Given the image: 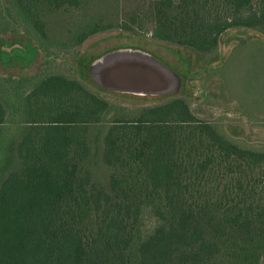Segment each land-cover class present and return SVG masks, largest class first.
<instances>
[{"label": "trees", "instance_id": "obj_1", "mask_svg": "<svg viewBox=\"0 0 264 264\" xmlns=\"http://www.w3.org/2000/svg\"><path fill=\"white\" fill-rule=\"evenodd\" d=\"M108 1L123 0H14L0 35L52 54L147 33L214 62L228 31L264 33V0H144L125 20L97 12ZM29 81L0 76V264H264V150L185 97L130 110L80 79Z\"/></svg>", "mask_w": 264, "mask_h": 264}, {"label": "rangeland", "instance_id": "obj_2", "mask_svg": "<svg viewBox=\"0 0 264 264\" xmlns=\"http://www.w3.org/2000/svg\"><path fill=\"white\" fill-rule=\"evenodd\" d=\"M144 0H123L114 10L109 1L97 12L106 11L128 19ZM10 9L16 18L14 0H0V19ZM103 13V12H100ZM150 27V26H149ZM0 35V76L10 80L29 79L25 91L49 75L80 79L90 90L109 102L137 110L166 102L168 96L185 97L193 113L216 126L230 139L245 148L264 150V33L249 29L228 31L220 40L219 59L210 62L206 56L150 37L121 30L97 34L75 50L40 49L36 36L23 28ZM33 49L38 50L32 57ZM128 52L157 61L175 74L178 86L167 95L133 94L101 88L91 78V70L110 54ZM88 77L90 81L88 80ZM15 148V144H14ZM15 159V153L11 154ZM105 180L102 170L98 171ZM151 228L155 221L149 222Z\"/></svg>", "mask_w": 264, "mask_h": 264}, {"label": "water", "instance_id": "obj_3", "mask_svg": "<svg viewBox=\"0 0 264 264\" xmlns=\"http://www.w3.org/2000/svg\"><path fill=\"white\" fill-rule=\"evenodd\" d=\"M91 72L96 85L115 92L167 95L178 86L177 77L167 67L128 52L110 54Z\"/></svg>", "mask_w": 264, "mask_h": 264}]
</instances>
